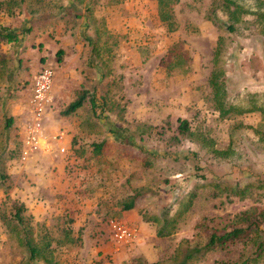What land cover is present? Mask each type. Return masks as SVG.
<instances>
[{
	"label": "rangeland",
	"instance_id": "rangeland-1",
	"mask_svg": "<svg viewBox=\"0 0 264 264\" xmlns=\"http://www.w3.org/2000/svg\"><path fill=\"white\" fill-rule=\"evenodd\" d=\"M210 3L169 0L170 26L160 19L157 0H0V23L32 27L18 43L0 42V144H6L8 176L0 188V264H19L24 256L3 222L16 201L54 245L63 239L60 222L73 221V208L93 204L97 193L103 239L112 250L96 252L98 240L77 238L53 246L60 264H132L136 257L171 264L185 240L202 243L208 227L224 230L235 213L264 208L260 112L220 116L208 100V79L222 71L228 102L247 110L264 101V45L247 28L228 34L215 26L206 15ZM45 66L53 80L44 129L49 136L64 130L66 149L53 143L51 151L21 160L31 80ZM82 90L95 96V108L87 97L72 114H61ZM9 117L12 124L1 133ZM177 118L188 120L193 136L177 132ZM132 197L142 221L155 231L165 226L167 234L137 241L139 227L130 224L134 239L113 241L109 221H122V202ZM239 251L214 250L192 264H230Z\"/></svg>",
	"mask_w": 264,
	"mask_h": 264
},
{
	"label": "trees",
	"instance_id": "trees-1",
	"mask_svg": "<svg viewBox=\"0 0 264 264\" xmlns=\"http://www.w3.org/2000/svg\"><path fill=\"white\" fill-rule=\"evenodd\" d=\"M211 6L206 10V15L210 21L226 31L228 34H236L243 28L250 30L253 35L258 36L264 45V0H252V5H247L245 0H210ZM158 15L161 20H166L167 24L172 26L173 16L168 9L169 0H157ZM217 11L224 15L222 17ZM252 14L253 18L248 19L245 15ZM74 15L78 16V13ZM171 28V27H169ZM31 25H22L20 28H14L11 25L0 23V42L15 44L18 43L22 36L30 32ZM173 29V28H172ZM222 41L218 37L216 55L219 54V45ZM91 43V40H88ZM95 51V47L92 46ZM217 57V56H216ZM215 60V59H214ZM210 88L209 101L212 108L217 110L220 116L229 114H239L244 111L258 110L261 114L264 127V101L252 104L249 109L228 102L225 91V78L222 71H214L208 79ZM89 95V96H88ZM88 97L92 109L96 106L95 96L89 94L88 91L82 90L76 98L69 102L61 111L63 115H70L80 108L85 99ZM264 100V95H262ZM12 124V118L5 120L1 133H4ZM177 132L181 135L193 136L190 130L188 120L185 118H177ZM202 141L207 139L204 134L200 133ZM259 139L264 143V131H259ZM103 143L95 144L94 148L100 149ZM214 153H220V150H212ZM6 153V144H0V188L4 187L7 174L2 169L3 156ZM133 197L128 202H122V209L127 210L133 207ZM13 212L3 217V222L9 232L14 234L20 248L24 252V256L19 264H60L53 256L54 245L73 242L78 237L72 235V220L65 218L59 224L62 241L57 240L52 243V236L47 230L44 232L37 231L32 222L31 216L25 212V206L22 202H13ZM36 224V223H35ZM38 225V224H37ZM200 227V225H199ZM167 234L165 226H161L156 230L157 236ZM186 246L179 247L174 254L171 264H192V260L203 256L207 252L218 250L225 255H230L239 251L238 257L230 264H250L251 261H259L264 259V208L255 207L241 210L235 213L231 219V223L221 230L219 228L208 227L205 232L204 242L185 240ZM240 258V259H239ZM132 264H147L141 258H133ZM215 264H228L225 260H216Z\"/></svg>",
	"mask_w": 264,
	"mask_h": 264
},
{
	"label": "built area",
	"instance_id": "built-area-1",
	"mask_svg": "<svg viewBox=\"0 0 264 264\" xmlns=\"http://www.w3.org/2000/svg\"><path fill=\"white\" fill-rule=\"evenodd\" d=\"M53 80V71L49 67H42L33 76L30 84V107L31 119L25 124L20 140L19 158L28 160L38 152L52 150V144L57 143V151L65 152L63 141L66 137L64 130H57L50 136L44 129V116L46 108L51 100L50 88ZM111 238L116 243L129 242L137 234V228L126 222L112 219L109 221Z\"/></svg>",
	"mask_w": 264,
	"mask_h": 264
},
{
	"label": "crops",
	"instance_id": "crops-1",
	"mask_svg": "<svg viewBox=\"0 0 264 264\" xmlns=\"http://www.w3.org/2000/svg\"><path fill=\"white\" fill-rule=\"evenodd\" d=\"M50 155H47L45 157H48ZM74 160L69 161V163H71L70 167L73 168V162ZM62 160L57 161V166L60 169V166L62 164ZM48 171V169H47ZM62 175L65 177L64 178V183L66 184L67 181V175L63 172H61ZM76 172L72 171L70 172V174H74ZM48 181V178H46ZM50 181V180H49ZM53 181V180H52ZM58 181V180H57ZM59 182V181H58ZM62 184V185H65ZM54 186H56L54 184ZM95 202H93V204L91 203H86L85 205H77L76 208L78 209V211L76 210V208H73V218L74 220L71 223V227L73 230L72 235L74 237H78V238H95V240L99 241L98 244V248H96V252L98 251H102V254L105 252H108L110 250H112L107 243V241H105L103 238H106L105 235L103 234V227L101 226V217H99V214L97 213V208L95 206L96 202H97V193L95 192L93 195ZM91 201V200H90ZM135 208L132 207L130 209L127 210H122L120 212V218L123 222H126L128 224H137L139 227V234L137 236V241L140 240H144V238H156V231L152 230L149 228L148 223L143 222L142 219L140 218V216L137 215V212H135L134 210ZM45 212V210H44ZM78 212V214H76ZM34 213V212H33ZM51 214V213H50ZM37 215V214H36ZM55 215V214H54ZM95 225V226H94ZM81 227H84L81 229ZM80 229V232L78 233L77 231ZM111 236V235H110ZM134 245V244H133ZM132 245V246H133ZM118 247H115V249H117ZM114 249V247H113ZM138 251L137 248H133L132 252L129 251L130 255L135 254ZM145 257L147 259H150L151 257L148 256L147 253H144Z\"/></svg>",
	"mask_w": 264,
	"mask_h": 264
}]
</instances>
